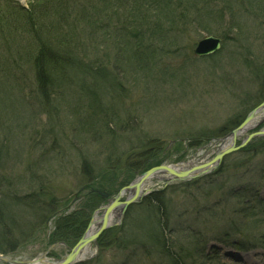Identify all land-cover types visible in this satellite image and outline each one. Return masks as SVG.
Here are the masks:
<instances>
[{"label":"rangeland","instance_id":"1","mask_svg":"<svg viewBox=\"0 0 264 264\" xmlns=\"http://www.w3.org/2000/svg\"><path fill=\"white\" fill-rule=\"evenodd\" d=\"M29 1L10 0L9 5L0 0V26L4 29L0 43L13 32L8 19L18 16L9 7L17 4L27 8ZM214 4L218 10V3ZM225 6L232 8H226L222 18L204 17L200 26H189L184 33L171 31L170 37L163 34L164 38L156 41L153 48L154 67L144 63L147 73L132 69L140 57L133 56L135 38L129 39L128 32L116 33L112 29L106 33L101 29L95 40L102 41L101 44L92 46L82 38L84 44L79 45V50L89 46L85 60L95 67L99 63L105 66L103 82L94 87L99 101L78 86H71L65 87V91L59 89L60 94L53 98L54 107L48 108L38 100L33 87L20 88L12 95L14 78L0 72V190H5V183L9 182L15 190L4 191L5 194L29 192L36 190L41 179L46 183L43 200L54 198L59 207L55 213L68 214L81 206L84 196L93 188L111 198L117 189L152 166L192 157L190 163L210 160L229 142V132L264 101L258 99L261 94L257 95V89L264 90V84L252 78L255 71L256 78L264 80V25L250 13L248 16L236 12L241 9L238 3ZM128 10L121 8L116 13L120 14L118 22L126 29ZM231 22L240 27L241 35L227 29ZM209 34L221 39V47L210 55H196L197 42ZM78 36L75 33L72 37ZM5 53L1 55L6 56ZM24 68L30 77V68ZM54 75L59 79L55 72ZM258 117L253 126L238 135L236 145L248 134L264 129V111ZM94 121L95 125L89 126ZM150 142L161 145L157 151L151 150L157 164L128 178L126 184L122 183L126 179L124 173L106 168L111 165L109 159L116 162L131 155L129 161H133ZM246 147L249 151L244 153L242 149ZM83 160L94 175L93 182L81 169ZM222 162L225 168L221 172L215 173L217 167L189 181L168 184L167 174L147 179L142 186L153 190L129 205L119 222L115 217L101 233L103 238L99 240L100 235L88 244L92 253L73 264H220L205 257L213 256L212 248L219 250L225 264H264L262 247L240 251L223 243L228 240L224 238L237 236L241 240L248 233H264L263 214L247 223L243 211L240 212L249 195L246 187L256 185L264 198V136L251 137ZM86 183H91L90 189L85 188ZM159 195L162 200L154 201ZM99 196L95 209L105 203V198ZM49 201L41 206L34 203L33 207L15 204L12 210L2 212L1 224L7 231L0 228L1 257L18 261L45 257L51 263L68 253L85 229L73 242L54 239L50 235L54 233V216L46 214V205H52ZM6 240L15 248L5 249V253L1 251ZM236 255L240 258L236 259ZM5 262L0 264H17Z\"/></svg>","mask_w":264,"mask_h":264},{"label":"trees","instance_id":"2","mask_svg":"<svg viewBox=\"0 0 264 264\" xmlns=\"http://www.w3.org/2000/svg\"><path fill=\"white\" fill-rule=\"evenodd\" d=\"M6 1L9 4L10 0ZM122 1L123 0H85L81 2L79 0H30L27 8H23L17 4L9 7L13 8L9 10L13 11V13H17L18 16L8 19L9 24H12L11 30L13 32L7 35L6 39L4 38V41L0 43V72L9 75L10 78H14L13 80L16 85L13 86L15 90H12V95H15L14 93L16 91L19 92L20 88L33 87L35 92L39 95L38 100L44 105H47L48 108H53V98L57 96V94H60L58 91L61 89L65 91V87L71 89V86H78L82 90L87 91V94H90L94 100L99 101L94 87H97L95 85H98L99 82H103L101 80L106 76L104 75L105 66L102 63L95 62L99 63L98 67H95L92 62H87L85 60L86 56L84 55H86V49L89 48V46H82L79 50V45L84 44V39L82 38H85V41H90V46L101 44L102 41L100 40L95 43L97 38L96 35L101 29L106 33L110 32L112 29H115V32L117 30L122 32V30H124V32H128L129 39L130 37L135 38L133 44L131 43L134 48L133 56H139L140 59H137L138 63L132 69L139 72L143 70L147 73V69H144V63L146 66L147 63H149L152 68L154 67L156 62L154 59V54L156 53L154 49L157 46L156 41L163 39V34H167V36L170 37L168 33L171 31H180L184 33L188 30L189 26H200V21L204 17L214 18L215 16H219L222 18L223 11L228 8V6H225L226 4L229 6L231 2L233 5L236 3L240 4L241 9L237 8L236 12L241 11L242 14L248 16L250 13V16L252 15L256 21L260 19L259 24L264 25V0H126V4L121 3ZM93 2L98 3V5H95ZM214 2L218 3V10L214 8ZM120 5L126 7H118ZM121 8L129 9L128 19H126V23L128 22L127 29L122 27V22H118L120 14L116 13L121 10ZM233 10L235 13L234 7ZM115 15L118 16L116 17ZM200 16H202V18H200ZM101 19H103L104 22L101 23ZM20 20L22 22H19ZM201 29L210 33V31L203 26ZM227 29L234 33L238 31L237 36L242 34L240 27L232 22ZM128 30H131L133 35ZM229 30L227 31L229 32ZM75 33H79V38L73 39L72 36ZM3 36L4 29L0 26V41ZM109 36L110 35H107L106 38L108 39ZM99 38L101 37L99 36ZM14 40H18V42L21 43L17 42V44L11 45L9 42H14ZM2 52H6V56H2ZM25 56L30 57V59L25 60L23 58ZM27 61H29L28 65L26 63ZM125 61H127V57ZM25 66L30 68V77L27 75V70L24 68ZM54 72L56 75H59V79L55 77ZM255 73L256 72L253 71L254 76H252V78L256 83L259 81V83L263 85L264 80H258ZM86 78L89 79L86 80ZM263 91L264 90L257 89V95L260 96L261 94L258 99H264ZM92 113H95V111ZM95 123L96 121L88 124L91 126L95 125ZM107 128V130L112 133L108 125ZM259 144L260 143L257 145ZM160 146L161 145L157 143L143 146L141 149L143 152H140L136 158L137 160L134 159L131 162L129 161L131 155L126 156L125 160L119 159L116 162H114V160H112V162L109 159V164L111 165H107L106 168L113 172L119 171L120 173H124L126 179L122 183L126 184L129 182L128 178L157 164L153 161L156 158L155 156H151V150L157 151ZM242 150L245 153L249 151V148L246 147ZM140 160H142V162H140ZM83 161L81 169L85 172L86 178H89V180H92L90 182H93L94 175L90 173L86 162ZM145 162L147 163L145 164ZM247 162L249 163L250 161L247 160ZM223 164L219 166L215 173L221 172L225 168ZM30 175L33 176V172L30 173ZM109 176L113 177V175ZM5 186V190H0L1 231L2 229L4 232L7 231V228L5 227L4 229L1 224L3 220L2 212L12 210L15 204H27L33 207L34 203L41 206L43 205L42 203L46 204L50 200L49 203L52 204L53 207L52 205H46L47 216H54V233L50 235L54 239H71V242L75 241L81 232H83L91 212L99 205V199H101L96 193L88 192L84 198L82 197L83 200L78 209L68 214H57L55 213L59 209L56 205L57 201L54 198H49L47 202L43 200L42 196L46 189V183L41 179L39 180V186L36 190L21 194H5L4 191L15 190L10 187L9 182H6ZM90 186H92L91 183H86L85 188H89ZM254 188L257 190L253 191L252 189ZM258 188L259 187H256V185H252L251 189L250 187L244 189L249 195H247V200L243 201L245 207L241 208L240 212L243 211V217H245L247 223H250L255 218H262L260 214L264 215V198H261L259 195ZM252 191L253 194H251ZM237 194H239V191H237ZM162 198L163 196L159 195L153 200L160 202ZM14 221L15 217L12 218V222ZM247 227L251 228V226L248 225ZM251 234L248 233L244 235V239L241 238V240L237 236H233V239L224 238L228 240L223 243H226V246L240 251L250 250L255 247H262L264 249V233H260L256 236H253V234L251 236ZM101 237L102 235L99 237V240ZM1 240L4 241L5 239L1 238ZM7 243L8 240H6V246L4 245L5 248L1 252L6 253V250L11 251L15 248V244ZM210 251H212L213 256L207 254L205 256L208 257L207 259L212 260L213 258L217 263L225 264L221 261L220 252L217 248H212Z\"/></svg>","mask_w":264,"mask_h":264},{"label":"water","instance_id":"3","mask_svg":"<svg viewBox=\"0 0 264 264\" xmlns=\"http://www.w3.org/2000/svg\"><path fill=\"white\" fill-rule=\"evenodd\" d=\"M220 47V38L213 35H206L197 42V45L194 49V53L198 56H205L212 54ZM264 111V101L261 102L258 106L253 108L244 121H242L236 128L231 130L228 134L229 142L220 148L216 154L210 159L202 163L190 164L188 161H181L174 164H161L158 166H152L150 169L137 175L128 185L120 188L117 193L108 200L104 205L99 206L91 215L90 220L87 224L85 231L82 233L81 237L77 242L68 248V253L65 254L62 258L57 259L54 262H47V264H73L74 262L79 261L80 251L84 249L92 241H95L101 233L107 229L112 222L109 220V214L112 210H119L117 216V221L119 222L122 219L123 213L129 205L137 202L142 198L145 193L152 191L149 189L145 192H141L142 185L144 182L158 174H167L168 177L165 178L166 183H172L177 181H189L194 178L201 177L203 175L213 172L222 162L224 156L242 148L246 142L253 136H264V129L252 134H248L244 137V140L236 145V139L244 130L249 128V125ZM97 193L106 197V194L96 191ZM127 193V194H126ZM125 195L124 199H121V196ZM101 211L100 215H97V212ZM97 224V227L89 232V229L93 224ZM0 260L8 261L7 258L1 257ZM17 264H27V262L32 260H11Z\"/></svg>","mask_w":264,"mask_h":264},{"label":"bare ground","instance_id":"4","mask_svg":"<svg viewBox=\"0 0 264 264\" xmlns=\"http://www.w3.org/2000/svg\"><path fill=\"white\" fill-rule=\"evenodd\" d=\"M261 115V114H260ZM257 119H259V117L257 116L256 117V119L255 120H253V122L249 125V127H251V126H253L254 124H255V121L257 120ZM226 145V144H225ZM225 145H223V146H225ZM222 146V147H223ZM221 147V148H222ZM215 154H216V152H215ZM214 154V155H215ZM213 155V156H214ZM212 156V157H213ZM211 157V158H212ZM192 160H193V157L191 158V159H189L188 160V163H190V162H192ZM205 161H207V160H202V161H199V163H202V162H205ZM198 161H196V162H194V163H197ZM194 163H190V164H194ZM147 181V180H146ZM146 181L144 182V183H146ZM150 188H148L147 190H149ZM146 189H144V187L142 186V188H141V192H145V191H147ZM127 194V193H126ZM125 194V195H126ZM122 198H125V197H123V194H122V196H121V199ZM118 214H119V210L118 209H116V210H112L111 211V213L109 214V220H110V222H113V220H114V218L115 217H117L118 216ZM94 227H95V223L92 225V227L89 229V232H91L93 229H94ZM92 252H91V250H90V248H89V246H86L84 249H81V251H80V256H79V258H83L84 259V257H87L88 255H90ZM235 257H237L236 259H238V258H240V256L239 255H236ZM27 264H47V259L45 258V257H37V258H35V259H33L32 261H29V262H27Z\"/></svg>","mask_w":264,"mask_h":264}]
</instances>
